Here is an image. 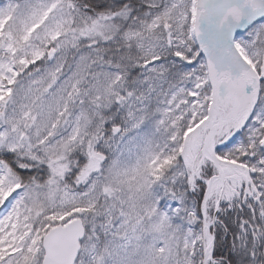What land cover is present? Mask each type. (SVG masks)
Instances as JSON below:
<instances>
[{
    "label": "snow or ice",
    "instance_id": "snow-or-ice-1",
    "mask_svg": "<svg viewBox=\"0 0 264 264\" xmlns=\"http://www.w3.org/2000/svg\"><path fill=\"white\" fill-rule=\"evenodd\" d=\"M0 264H264V0H0Z\"/></svg>",
    "mask_w": 264,
    "mask_h": 264
}]
</instances>
